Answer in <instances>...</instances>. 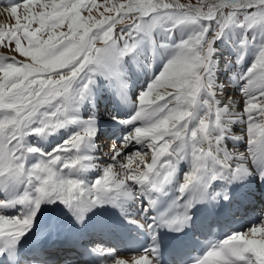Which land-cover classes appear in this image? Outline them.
<instances>
[{
	"label": "snow or ice",
	"instance_id": "obj_1",
	"mask_svg": "<svg viewBox=\"0 0 264 264\" xmlns=\"http://www.w3.org/2000/svg\"><path fill=\"white\" fill-rule=\"evenodd\" d=\"M0 14L12 20L0 23V48L13 53L0 54V182L26 185L15 199L0 200V208L16 203L26 208L15 216L0 214V254L32 229L42 202L60 201L83 222L95 206L141 194L149 198L184 161L190 167L178 191L191 196L182 213L169 215L175 202L160 212V226L169 230L183 229L191 219L188 209L205 199L216 180L230 185L255 175L264 181V43L238 73L242 83L235 98L213 77L216 41L230 26L264 29V0H0ZM166 22L188 33L160 45L170 48L168 58L139 92L137 111L122 120L139 125L108 145L103 155L110 163H98L84 151L96 147V117L80 118L79 106L97 75L114 79L123 91V58L141 34L150 38ZM251 43L247 35L240 40L238 64ZM75 123L78 131L26 166L30 154L40 152L26 137ZM133 143L140 147L126 151ZM90 168L101 170L90 186L72 175ZM224 192L227 200V188ZM154 203L150 199L145 210ZM261 216L258 225L211 244L194 264H264ZM157 256L154 244L127 258L115 255L110 264H157Z\"/></svg>",
	"mask_w": 264,
	"mask_h": 264
},
{
	"label": "bare ground",
	"instance_id": "obj_2",
	"mask_svg": "<svg viewBox=\"0 0 264 264\" xmlns=\"http://www.w3.org/2000/svg\"><path fill=\"white\" fill-rule=\"evenodd\" d=\"M150 71L151 74H153L152 67L150 66L143 71H135L134 78L126 82L129 94L133 91L134 87L142 84L145 79H147L145 77H149L148 74ZM110 98L111 96L105 100V105L109 106L108 103ZM132 108L135 107L132 106ZM131 109H119L118 113L123 117L126 116ZM106 111H108V109ZM123 118V120L126 119L125 117ZM117 121L119 120H97L96 123L98 131L96 134L100 132H103L104 134L105 132L109 133L110 131H113V128H115L117 133L113 138L114 140L116 139L115 141L113 140V143L118 144L119 141L128 132H130L132 127L138 122L125 124L122 123V121ZM56 140L57 137H55V141ZM93 143L95 144V137L93 138ZM240 144L243 145L242 142H240ZM139 147V145L133 143L129 145L126 151H131L132 149H137ZM84 151L88 154L94 155L99 161L103 158L102 156H98L96 154V147L91 150L85 148ZM41 154L42 153L40 152L30 154V157L26 162V166H30L32 163H35L37 159L40 158ZM189 167L190 165L188 161L181 162L178 165L173 177L162 185L161 192L164 194L171 190L177 195H180L178 186L182 182L184 173L189 170ZM97 169L98 168H95V170ZM69 173V169H64L65 175H68ZM72 175L75 178L81 179L86 185L90 186L92 184L93 179L90 178L88 169L78 173L72 172ZM225 188H227V200L223 198L225 195ZM25 190L26 185L22 182H0V200L11 201L23 194ZM263 192L264 181H261L257 176L253 175L243 181L233 182L230 185L227 184L225 180L218 179L212 184L205 198L220 201L224 207L223 209H228L234 219L238 221V224L234 228L228 225L229 220H225L223 222L222 229L224 233L233 234L236 232L246 231L253 225H258L261 222V214L264 213ZM147 195L149 198H146V194H141L138 199H122L115 205L105 203L95 206L86 213L85 220L83 222H77L72 210L66 205L61 204L60 201L46 200L41 204L32 229L20 239L14 248H12L13 256L17 259V264H58L54 263L56 259L61 260V263L59 264H87L84 263L79 252H74L71 245L73 242H63V235H65L64 230H67L72 226L77 228L79 236H82L86 243H95L97 246L102 248L105 254L103 264H110V261L115 255L127 258L133 254H138L139 252L129 251V247L119 239L117 226L120 224L124 228H128L131 233H139L140 229H146L148 227V225L152 222L154 214L152 206L147 207V210H145V207L149 205L148 200L150 201V199H153L155 201L158 197L156 194H151V191ZM204 200L205 199L194 203L193 212L197 210L196 208L199 206V203L204 202ZM22 211H26V208L24 205L19 203H16L13 206L0 208V214L8 216L21 214ZM251 216H254L257 219L255 223L250 220ZM136 219H139L140 222H132ZM84 238L88 239L85 240ZM46 244H48L46 248L40 249ZM33 245H36L37 247H34ZM48 247L52 251H56V254L52 256L47 254ZM31 251L33 252L32 254ZM43 252L46 254L45 258L39 257L38 254ZM170 261L171 262L169 264H175V261ZM157 264L162 263L157 262Z\"/></svg>",
	"mask_w": 264,
	"mask_h": 264
},
{
	"label": "rangeland",
	"instance_id": "obj_3",
	"mask_svg": "<svg viewBox=\"0 0 264 264\" xmlns=\"http://www.w3.org/2000/svg\"><path fill=\"white\" fill-rule=\"evenodd\" d=\"M100 2H102V0H100ZM181 2H188V0H181ZM192 2H195V0H192ZM0 22H2V23L4 22V24L12 23V20L8 16L0 14ZM169 25H170V22H166V24L164 26H160V27H157L156 29H154L150 38L147 37V36H143V34H141V38L138 40L139 44L137 42V45L135 47V53L141 55V58L143 60L141 58H139V57L134 58V55L132 57H129L127 55L125 59L123 58V60H122V73H123L122 79L124 81L128 80L129 77H132V75L134 73V70H135V66H136L137 63H139V64H144V63L147 64V62H150V63L155 64V62L159 61L158 67H161L160 70L162 69L163 66H161V62L162 63L165 62V60L168 58V55H169L171 50H170V48H167V47L163 48L160 45L167 44V43L174 44L179 39H181L182 37L186 36L187 33H188V29L184 28L183 26H179L178 25L176 28L170 29ZM232 27H233L234 30H229L228 32L225 30V37L228 36L227 39H228V41H230V44H227V47L233 53H235L236 50L238 51L240 40L243 37L241 36L242 30H241V28H239L240 26L234 25V26H230L229 28H232ZM236 28H238V29H236ZM169 31H171V33H172L171 38H169V36H168V32ZM248 31H250V33H253L254 31L258 32V35L256 37H254L253 35L251 36L252 43L249 44V46H248V47H252L254 50L255 49L257 50V45L260 44V43H264V29H262L260 27H256V28H253V29H249ZM248 31H246V34L248 33ZM236 35L238 36L237 40L235 39ZM156 39L158 40V42H157L158 44L154 45V42H155ZM164 41H166V43ZM225 43H226V41L223 42V45ZM141 44L143 46H147V48H145V47L142 48ZM152 45H154V46H152ZM153 49H155V53H156L155 55L153 54ZM254 50H249V52L247 53V55L250 57V64L253 61L255 53H256V51H254ZM237 57H238V53H236V61H237ZM216 65H217V63H216ZM249 65H248V61L247 62L245 61L243 63H239V64L235 65L230 70V73L227 75L225 81L224 80L222 81V80L218 79L216 77V75L213 76V77L215 78V80L223 82L225 84V94L226 95H230V96H234L235 97L236 95H238V93H236L235 91H238V89H239V87H240V85L242 83V81H239L238 78H237L238 77V73L240 71H242V70H245ZM127 75H128V77H127ZM151 75L152 74H150V76ZM151 80H152V77L147 78V79H145V81L142 84L137 85L136 87H134L133 88L134 91L131 93V98L134 99V97L138 96L139 92L141 91V87L144 89L146 87V84H148ZM109 86H110V90L107 91V93L105 94V97L108 98V95L110 93L111 94L110 95L111 96V100L113 101V100H115V98L113 96L116 93V95H117L116 96V98H117L116 100H117V104L119 105V107L130 108L131 104L129 102H127V100H125V97L127 96L128 91L125 92L126 91L125 89L123 91H121V89L118 87V85H117V83H116V81L114 79H110ZM136 100H137V98H136ZM136 104L137 103L134 104V106L136 107L135 111H137V105ZM135 111H134V108H132L130 110V112L126 116H123V117H125L127 119V118L131 117L134 114ZM99 112L102 113V109L99 108L98 113ZM109 113H110L109 110L106 111V115H109ZM92 114H95V113L94 112L89 113V115H92ZM113 114H115V113H113ZM96 118L101 120V121H103L104 119H100V118H105V119L111 118V119H108L106 121H113L111 116L106 118L103 115L102 116L101 115H96ZM123 119L124 118L117 119V120H119L117 122H121ZM139 123L140 122L136 123L137 125L135 124L134 127L138 126ZM35 126L36 125H33V127H35ZM79 128H80V124L79 123H75V124H70V125H68V126H66L64 128H60V129H58L56 131L58 133H60L59 139H62L63 141H65L71 135H73L76 131H78ZM113 130L116 131L115 128H113ZM109 133L105 132V134H104L103 132H100V133L96 134V136H95V141H97V139H98V142L96 143L98 151L96 150L97 151L96 154L98 156H102L104 158V159L102 158V162L103 163H110L108 158L106 156H104L103 154L107 153L109 151L108 145L113 143L116 140V139L114 140L113 138L115 137L117 132H115L113 134V138H108V137L112 136V134H109ZM43 134L46 136V132L43 133ZM107 134H109V135L105 139H103L104 137L102 135H107ZM107 138H108V140H107ZM53 140H55V137H53L51 141H53ZM38 141L41 142L43 140L41 138H39L35 133H31L28 137H26V142H27V144L29 146H33V147H36V148H39V147L43 146V144L39 143ZM49 145L50 144H48L47 146H49ZM237 146L241 147V144L238 143ZM230 147H231V145H230ZM244 147H245V145H242L240 150L243 151ZM54 148H56V144H54L51 147H49L48 149H46L45 152L46 153L47 152H51ZM132 150H134V149H132ZM45 152L40 150V153H45ZM102 162H101V164H103ZM89 173H90V178L93 179L92 180V183H93L95 181L94 178H97L101 174V170L98 168V170H93L92 171L91 168H90L89 169Z\"/></svg>",
	"mask_w": 264,
	"mask_h": 264
}]
</instances>
